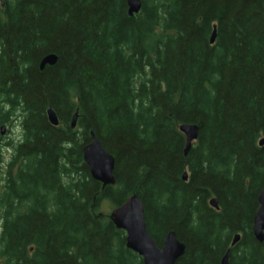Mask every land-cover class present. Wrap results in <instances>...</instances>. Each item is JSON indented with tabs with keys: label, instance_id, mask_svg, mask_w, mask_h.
I'll use <instances>...</instances> for the list:
<instances>
[{
	"label": "trees",
	"instance_id": "trees-1",
	"mask_svg": "<svg viewBox=\"0 0 264 264\" xmlns=\"http://www.w3.org/2000/svg\"><path fill=\"white\" fill-rule=\"evenodd\" d=\"M140 1L130 17L126 0H0V127L21 131L0 138V264H142L100 212L131 195L157 247L184 244L176 264H220L236 233L228 264H264V0ZM90 132L115 186L83 162Z\"/></svg>",
	"mask_w": 264,
	"mask_h": 264
},
{
	"label": "water",
	"instance_id": "water-1",
	"mask_svg": "<svg viewBox=\"0 0 264 264\" xmlns=\"http://www.w3.org/2000/svg\"><path fill=\"white\" fill-rule=\"evenodd\" d=\"M127 13L130 17L138 15L141 11L140 0H126ZM216 40V30L213 29L210 37V45H214ZM57 58L54 55L45 56L39 63V69L42 71L46 66H54ZM48 122L51 126H58V119L53 110L46 112ZM77 122V113L71 119L70 127L75 129ZM179 132L185 137L183 154L186 157L191 149V145L198 138V128L195 125H180ZM1 135H4L2 127ZM90 143L82 148V159L89 169L91 178L100 183L102 187L115 186L116 181L113 175L114 159L101 146L99 141L90 132ZM264 139L259 142L263 146ZM188 176L186 173L182 176V181L186 182ZM211 208L218 210L216 198L209 201ZM108 220L117 229L125 233V247L141 258L142 264H176L184 255L185 246L177 240L176 234L169 231L163 240L161 248H158L152 238L148 235L144 219V208L137 197L131 195L125 202L111 210ZM252 232L254 239L258 243L264 242V184L258 197V208L253 216ZM240 239L239 235L232 238L231 246H234ZM229 251H226L220 264H228Z\"/></svg>",
	"mask_w": 264,
	"mask_h": 264
},
{
	"label": "rangeland",
	"instance_id": "rangeland-1",
	"mask_svg": "<svg viewBox=\"0 0 264 264\" xmlns=\"http://www.w3.org/2000/svg\"><path fill=\"white\" fill-rule=\"evenodd\" d=\"M7 129L5 128V131ZM5 134V132H4ZM20 136H21V131H20V125L19 124H14V126L11 128V133L10 135L7 137H4V140L3 142L4 143H7L8 141H14V142H17L19 139H20ZM3 152L6 154L5 156L8 158V156L10 155L9 152H6L5 149L3 150ZM113 208H111V206H109L107 203H104L102 204V206L100 207V212L107 215L110 214L111 210Z\"/></svg>",
	"mask_w": 264,
	"mask_h": 264
},
{
	"label": "flooded vegetation",
	"instance_id": "flooded-vegetation-1",
	"mask_svg": "<svg viewBox=\"0 0 264 264\" xmlns=\"http://www.w3.org/2000/svg\"><path fill=\"white\" fill-rule=\"evenodd\" d=\"M7 130L6 131H4L5 132V134L3 135V136H1L0 138H2V140H4V137H7L8 138V136L10 135V130H9V125L8 124H5V125H3ZM184 137V136H183ZM262 139H264V138H262ZM184 140H185V137H184ZM197 140H198V138H197ZM196 140V141H197ZM261 140V139H260ZM196 141H194L193 143H192V145H191V148L193 147V145L196 143ZM264 145V144H263ZM260 147V146H259ZM262 147V146H261ZM191 150V149H190ZM8 163V161L7 160H4V163L3 162H1L0 163V165H2V166H4V165H6ZM184 173H186L187 174V176H188V179H189V174H188V172L187 171H185ZM183 173V174H184ZM188 179H187V181H188ZM186 181V182H187ZM264 184V183H263ZM263 186V185H262ZM262 188V187H261ZM261 191V190H260ZM259 194H260V192H259ZM258 197H259V195H258ZM212 199V198H211ZM210 199V200H211ZM209 207H210V205H209ZM211 208V207H210ZM257 208H258V200H257ZM213 209V208H212ZM215 210V209H214ZM218 210H219V207H218ZM218 210H215V211H218ZM257 211V210H256ZM255 211V212H256ZM255 212H254V214H255ZM254 216V215H253ZM252 227H253V221H252ZM149 235V234H148ZM235 235H239L240 236V239H239V241L241 240V234H239V233H236V234H234L233 236H232V238L235 236ZM252 235H253V232H252ZM254 237V236H253ZM232 238H231V241H230V244H229V249H227V251H229L230 249H232V248H234L235 247V245H237V243L239 242H237L234 246H231V242H232ZM159 248V247H158ZM226 253V252H225Z\"/></svg>",
	"mask_w": 264,
	"mask_h": 264
}]
</instances>
